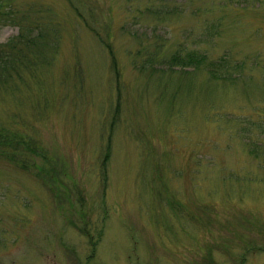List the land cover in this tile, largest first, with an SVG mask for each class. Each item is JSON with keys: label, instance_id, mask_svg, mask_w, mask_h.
I'll return each mask as SVG.
<instances>
[{"label": "rangeland", "instance_id": "obj_1", "mask_svg": "<svg viewBox=\"0 0 264 264\" xmlns=\"http://www.w3.org/2000/svg\"><path fill=\"white\" fill-rule=\"evenodd\" d=\"M14 47L0 264H264V0H0Z\"/></svg>", "mask_w": 264, "mask_h": 264}, {"label": "trees", "instance_id": "obj_2", "mask_svg": "<svg viewBox=\"0 0 264 264\" xmlns=\"http://www.w3.org/2000/svg\"><path fill=\"white\" fill-rule=\"evenodd\" d=\"M31 52V47H14L9 51L3 52L5 54H0V88L6 85L5 87L7 89L11 87L14 90L22 70L25 71L29 68L33 69L34 71L38 65L37 60H34L30 63H25L27 62L25 58L31 54ZM222 59L223 58L217 59V61L219 63L221 62L222 65L220 69L219 64H217L219 67H214L213 64H215V62L209 61L205 54H200L195 51H187L185 53L178 51L173 53L168 63L173 67L181 66L183 68L189 66L196 68L206 64L210 65V70L212 72H217L219 69L220 75L224 72L223 66L225 63ZM38 146L39 145L35 140L22 138L10 125L0 123V155H5L11 159H15V157H17V155L21 154L23 151H33L34 153L40 154L43 157H47V155L43 153V148H39ZM110 149L111 146L109 145L106 157L110 156Z\"/></svg>", "mask_w": 264, "mask_h": 264}]
</instances>
